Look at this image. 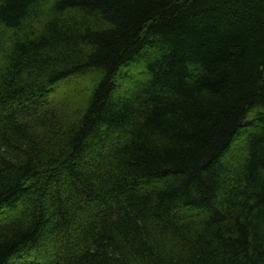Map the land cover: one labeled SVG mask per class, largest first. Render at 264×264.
Masks as SVG:
<instances>
[{"label":"trees","instance_id":"obj_1","mask_svg":"<svg viewBox=\"0 0 264 264\" xmlns=\"http://www.w3.org/2000/svg\"><path fill=\"white\" fill-rule=\"evenodd\" d=\"M0 264H264V0H0Z\"/></svg>","mask_w":264,"mask_h":264},{"label":"rangeland","instance_id":"obj_2","mask_svg":"<svg viewBox=\"0 0 264 264\" xmlns=\"http://www.w3.org/2000/svg\"><path fill=\"white\" fill-rule=\"evenodd\" d=\"M139 69V68H138Z\"/></svg>","mask_w":264,"mask_h":264}]
</instances>
